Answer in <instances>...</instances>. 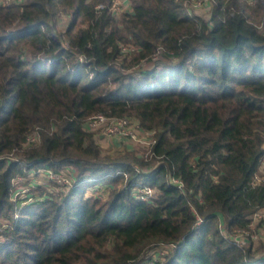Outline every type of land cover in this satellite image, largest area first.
<instances>
[{
  "label": "trees",
  "instance_id": "obj_1",
  "mask_svg": "<svg viewBox=\"0 0 264 264\" xmlns=\"http://www.w3.org/2000/svg\"><path fill=\"white\" fill-rule=\"evenodd\" d=\"M113 4L0 0V264H146L159 247L155 264H264V236L236 238L264 210V0H210L208 17ZM98 115L155 142L104 148ZM47 170L68 190L36 186Z\"/></svg>",
  "mask_w": 264,
  "mask_h": 264
},
{
  "label": "built area",
  "instance_id": "obj_2",
  "mask_svg": "<svg viewBox=\"0 0 264 264\" xmlns=\"http://www.w3.org/2000/svg\"><path fill=\"white\" fill-rule=\"evenodd\" d=\"M6 1H13V0H6ZM193 4L191 7L194 9L197 6H200L201 8H206L208 7L207 5L209 4L210 0H192ZM113 10L116 13H121L125 10H130V0H114L113 4ZM87 128L89 130H98L100 128L103 129L104 135L110 136V137H121L123 139H129V140H134L138 141L137 134L138 132H143L141 129L140 123L132 118H121V119H115V118H109L104 115H98L93 118H91L87 122ZM150 135V134H148ZM151 136V135H150ZM30 142H36L38 139L33 136L30 137L29 139ZM140 141V140H139ZM155 141L150 139V143H154ZM148 143V145L150 144ZM47 176H50V174H53L52 171L47 170V171H42ZM59 176L61 174H58ZM51 177V176H50ZM60 178V177H58ZM258 181H260V178H257ZM70 179L67 176V178L63 179V182H56L60 187L61 186H66L70 185ZM175 183L179 184L178 180L174 181ZM140 193V197L143 200H148L150 197H153L155 194V191L152 189H147V188H142L138 190ZM26 191H19L17 194L22 193L24 194ZM32 198L27 199V202H31ZM254 219H259L258 222L263 221L264 222V210L258 212L255 216ZM203 223V219L199 218L196 226H200ZM259 235V233H258ZM255 238V237H253ZM239 243L240 241L237 240ZM241 244V243H240Z\"/></svg>",
  "mask_w": 264,
  "mask_h": 264
},
{
  "label": "rangeland",
  "instance_id": "obj_3",
  "mask_svg": "<svg viewBox=\"0 0 264 264\" xmlns=\"http://www.w3.org/2000/svg\"><path fill=\"white\" fill-rule=\"evenodd\" d=\"M194 9L196 10L195 11L196 14L201 15V16H204V17H208V15L210 13V7L209 6L206 7V8H203V7L201 8L200 6H197ZM64 25H65L64 20H62L60 22L59 30L62 31L63 29H65L64 28ZM137 135H138L137 136L138 141H134V140L132 141V140H129V139H126L125 140V139H123L121 137H117V136L110 137V136H107V135H104L103 134L101 145L104 148H112V149H113V147H114V145L116 143H118L117 144L118 147H119V145L122 144L123 146L125 145L129 149H134V148H139V147H140V149L146 148V146L148 145V143H150L151 136L148 135L147 133H144V132H138ZM113 138H116L119 142L116 141L115 144H114L113 143ZM113 150H115V149H113ZM263 170H264V168H263ZM32 173L33 174H31L30 176L37 174V173H34V172H32ZM52 173L53 174H50V176H51L50 177V176L45 175L41 171L39 173L40 174L39 176H37V177L34 176V178H33V181L34 182L33 183H35L36 186L37 185L40 186V184L41 185L48 186V190L49 191H53V192H57L59 190L63 191L64 189L65 190L66 189L68 190V186H70L69 184L66 185V186H61L60 187L59 186L60 184L58 183L59 184L58 185L56 182H58V181L59 182H61V181L63 182V179L67 178V175H68L69 171L68 170H65V171L61 172V175L60 176L58 174L54 173L53 171H52ZM58 177H60V178H58ZM24 182H27V181H24ZM71 182L72 181H70V183ZM19 191H27V190H26L25 187L22 186V187H20ZM91 193H93V192H91L89 190L88 193H87V196L91 195ZM21 195H23V194L21 193ZM255 221L256 222L253 224V227H252V230L251 231H241L236 236V238H238V240L240 241L241 244H243V245L246 244L247 245V243H248L247 242V238H249V237H252V238L255 237L253 239H254V241L257 242V241H259L258 239H260L261 237L264 236V228H259L258 230H256V223H259L258 222L259 219H256ZM2 223H4V222H1L0 221V224H2ZM258 233H259V235H258ZM166 250H167L166 248L159 247L157 249V251H155L156 253L152 251V254H151V256H149V260H148V262L146 264H155L159 259H161L163 257V254L165 253ZM154 255H155V257H154Z\"/></svg>",
  "mask_w": 264,
  "mask_h": 264
},
{
  "label": "crops",
  "instance_id": "obj_4",
  "mask_svg": "<svg viewBox=\"0 0 264 264\" xmlns=\"http://www.w3.org/2000/svg\"><path fill=\"white\" fill-rule=\"evenodd\" d=\"M116 141H118L116 138H113V143L115 144V142ZM119 142V141H118ZM118 143H116L115 145H114V147H113V149H117V148H120V147H122L123 145L121 144V145H119V147H118V145H117ZM124 147H126L125 145H124Z\"/></svg>",
  "mask_w": 264,
  "mask_h": 264
}]
</instances>
